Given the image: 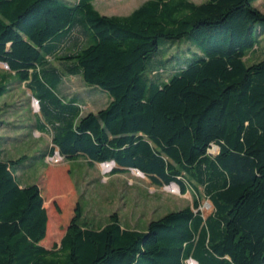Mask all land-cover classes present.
I'll use <instances>...</instances> for the list:
<instances>
[{
    "label": "trees",
    "instance_id": "obj_1",
    "mask_svg": "<svg viewBox=\"0 0 264 264\" xmlns=\"http://www.w3.org/2000/svg\"><path fill=\"white\" fill-rule=\"evenodd\" d=\"M94 1L0 0V98L12 76L31 94L29 131L51 139L43 161L113 164L110 174L138 171L182 195L201 188L212 211L204 216L197 197L145 232L115 214L95 230L71 199L56 208L66 229L47 249L51 172L23 186L14 167L24 158L0 150V264H264V53L246 63L264 51L258 0H147L122 17L99 14ZM183 38L190 63L145 73L161 39ZM67 77L108 95L106 107L84 114Z\"/></svg>",
    "mask_w": 264,
    "mask_h": 264
},
{
    "label": "rangeland",
    "instance_id": "obj_2",
    "mask_svg": "<svg viewBox=\"0 0 264 264\" xmlns=\"http://www.w3.org/2000/svg\"><path fill=\"white\" fill-rule=\"evenodd\" d=\"M145 1L147 0H95L93 5L101 15L122 17L131 14ZM188 1L201 4L207 0ZM253 7L264 13V0L254 2ZM186 43L190 42L185 38L161 39L157 52L146 61L145 73L158 70L170 73L190 63L195 56L186 53ZM263 45L264 36L260 37L259 42V46ZM263 53L264 51L259 49L248 56L247 65L261 59ZM6 72L5 66L0 65V73ZM9 83L14 84L10 85L6 94L0 98V121L6 124V129L0 130L1 155L7 161L24 158V161L14 167L18 182L23 186L37 184L42 173L46 170L51 172L44 193L45 206L50 212L47 235L43 243L47 249L59 243L66 229V225L60 223L56 208L62 207L71 199V205L79 201L82 206L83 216L80 224L95 230L108 224L110 217L115 214L122 227L145 232L151 221H157L170 212L191 208L193 199L197 197L199 210L204 216L212 211V206L203 196L201 188H198V192L189 190L182 195L174 184L153 186L138 171L110 174L114 168L113 164L90 166L83 158L66 163L57 154L54 158L48 157L43 161L42 155L51 146L50 136L31 132L28 128L33 124V115L38 114V106L17 78L12 76ZM83 84L74 78L72 83L67 84L65 91L67 94L77 92L83 96L87 103L84 114L96 113L105 107L107 100L96 99L95 92L101 91L87 85L84 87ZM100 94L108 98L105 93ZM211 153H214L213 149ZM63 165L70 168L68 175L61 174ZM187 264L195 263L188 261Z\"/></svg>",
    "mask_w": 264,
    "mask_h": 264
},
{
    "label": "crops",
    "instance_id": "obj_3",
    "mask_svg": "<svg viewBox=\"0 0 264 264\" xmlns=\"http://www.w3.org/2000/svg\"><path fill=\"white\" fill-rule=\"evenodd\" d=\"M74 78H77V79H79L80 80V78H78V77H67L66 78V80H65V83H66V86H67V84H69V83H72V81H73V79ZM81 81V80H80ZM81 83L83 84V82L81 81ZM23 86H24V84H22ZM84 85V84H83ZM84 87H85V85H84ZM85 89V88H84ZM85 91V90H84ZM68 94L69 95H79L81 98H82V100H83V103H82V106H81V109L83 110V112H84V110H85V108H86V106H87V103H86V100L83 98V96L80 94V93H77V92H74V93H70V92H68ZM96 99H99V100H101V99H104V100H107L106 99V97H104V96H101V94H96ZM98 101V100H97ZM108 101V100H107ZM94 103V102H93ZM107 105V104H106ZM106 107V106H105ZM104 108V107H103ZM102 108V109H103ZM101 110V109H100ZM99 111V110H98ZM97 111V112H98ZM91 113V112H90ZM35 115V114H34ZM31 126V125H30ZM0 130H4V129H0ZM37 132V133H40V132H38V131H36L35 130V128H32L31 129V132ZM40 134H43V133H40ZM43 135H46V134H43Z\"/></svg>",
    "mask_w": 264,
    "mask_h": 264
},
{
    "label": "built area",
    "instance_id": "obj_4",
    "mask_svg": "<svg viewBox=\"0 0 264 264\" xmlns=\"http://www.w3.org/2000/svg\"><path fill=\"white\" fill-rule=\"evenodd\" d=\"M6 68V67H5ZM7 69V68H6ZM54 158V157H53Z\"/></svg>",
    "mask_w": 264,
    "mask_h": 264
},
{
    "label": "bare ground",
    "instance_id": "obj_5",
    "mask_svg": "<svg viewBox=\"0 0 264 264\" xmlns=\"http://www.w3.org/2000/svg\"><path fill=\"white\" fill-rule=\"evenodd\" d=\"M214 148H216V147H214Z\"/></svg>",
    "mask_w": 264,
    "mask_h": 264
}]
</instances>
